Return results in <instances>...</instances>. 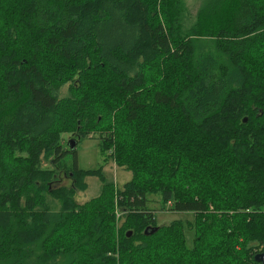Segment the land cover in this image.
<instances>
[{
    "label": "trees",
    "instance_id": "1",
    "mask_svg": "<svg viewBox=\"0 0 264 264\" xmlns=\"http://www.w3.org/2000/svg\"><path fill=\"white\" fill-rule=\"evenodd\" d=\"M87 139L96 170L78 165ZM109 163L131 180L119 188ZM90 177L102 188L80 203ZM153 203L194 215L192 249ZM261 253L264 0H205L194 16L185 0H0V264Z\"/></svg>",
    "mask_w": 264,
    "mask_h": 264
},
{
    "label": "rangeland",
    "instance_id": "2",
    "mask_svg": "<svg viewBox=\"0 0 264 264\" xmlns=\"http://www.w3.org/2000/svg\"><path fill=\"white\" fill-rule=\"evenodd\" d=\"M205 0H185V3L188 5V8L191 9V14L193 16L196 14L198 9L203 5ZM63 93H67L64 88ZM75 139L70 135L65 136V147L67 149H72L71 144H69V140ZM71 143V142H70ZM78 150V165L82 170H96L102 165L99 141L94 139H87L82 143L77 145ZM67 164H71L73 161V156L70 154L66 158ZM106 174L109 178L113 179L119 188L123 187L124 184L131 180L132 174L123 169H118L113 163H109L105 167ZM60 181L56 184V186H71L72 181L64 175H60ZM89 188L86 192H78L77 200L80 203H84L91 198L96 197L102 188V184L97 178H88L87 179ZM152 200H156L154 197ZM150 208L156 210L157 215V225L159 227L170 225L174 221H183L184 223L193 222L194 215L192 213H174L170 211H159L160 206L156 203L150 204ZM186 244L188 249H192L194 246V238L195 232L189 229L187 225L186 230Z\"/></svg>",
    "mask_w": 264,
    "mask_h": 264
},
{
    "label": "water",
    "instance_id": "3",
    "mask_svg": "<svg viewBox=\"0 0 264 264\" xmlns=\"http://www.w3.org/2000/svg\"><path fill=\"white\" fill-rule=\"evenodd\" d=\"M70 144H71L72 148H74L75 145H76V142L71 141ZM255 260H256V262H258V263H260V264H264V253L258 254V255L255 257Z\"/></svg>",
    "mask_w": 264,
    "mask_h": 264
}]
</instances>
